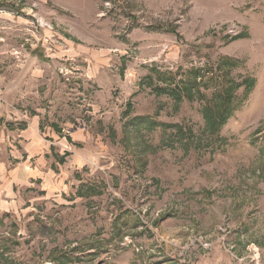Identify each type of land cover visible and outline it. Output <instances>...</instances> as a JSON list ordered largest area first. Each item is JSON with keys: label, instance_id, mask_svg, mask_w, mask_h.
Segmentation results:
<instances>
[{"label": "rangeland", "instance_id": "obj_1", "mask_svg": "<svg viewBox=\"0 0 264 264\" xmlns=\"http://www.w3.org/2000/svg\"><path fill=\"white\" fill-rule=\"evenodd\" d=\"M0 119V264H264V0H0Z\"/></svg>", "mask_w": 264, "mask_h": 264}, {"label": "trees", "instance_id": "obj_2", "mask_svg": "<svg viewBox=\"0 0 264 264\" xmlns=\"http://www.w3.org/2000/svg\"><path fill=\"white\" fill-rule=\"evenodd\" d=\"M237 62L231 61V59L226 60L223 59L222 63L219 66H224L228 68L223 73L224 77L228 78L229 75V69L236 67ZM219 66L217 67V71H219ZM216 71V70H215ZM155 76L158 82L163 83L164 87H158L154 86L152 91L156 95H168L175 99L176 101H180L182 99H187L188 101L194 100V94L197 95V99L200 101H204L206 105L204 106L205 110V121L207 124V130L209 137V144L208 147L217 145V147H224L225 146V140L219 136V133L223 126L226 124L227 120L233 116L234 112L240 105L243 104V102L247 99L249 94L252 92L255 80L250 78L246 79L241 84H237L236 88L243 87V94L241 97V100L238 102V104L234 103V97L232 96V82L229 79L230 86L227 88L222 89L221 92H216L214 90L212 96L210 99H205V96H203L200 93V88L205 89L207 87V84H203L199 79V70H189L188 72H184L183 77L180 75V73L177 74H165L161 72L155 71ZM213 77V74H211ZM179 77V78H178ZM178 78V80H176ZM148 79L152 80V78L148 77ZM210 80H214L210 78ZM220 87V86H219ZM218 102V103H217ZM143 120L144 125H146L148 130L153 129V123L149 120ZM2 124V119H0V125ZM25 124H22L20 126V129H24ZM180 129H178L179 131ZM177 131V132H178ZM176 132V133H177ZM207 137V138H208ZM79 197H83L84 195L78 194Z\"/></svg>", "mask_w": 264, "mask_h": 264}, {"label": "crops", "instance_id": "obj_3", "mask_svg": "<svg viewBox=\"0 0 264 264\" xmlns=\"http://www.w3.org/2000/svg\"><path fill=\"white\" fill-rule=\"evenodd\" d=\"M38 124L39 123L37 120L32 119L30 122H27V125L25 124V128L21 130L23 138L25 139L28 138L33 141V148L31 153H38L42 151V147H43L38 137L39 134Z\"/></svg>", "mask_w": 264, "mask_h": 264}]
</instances>
